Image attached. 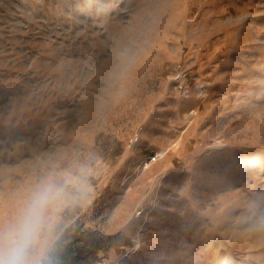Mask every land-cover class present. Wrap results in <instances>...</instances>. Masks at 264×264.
I'll return each mask as SVG.
<instances>
[{
    "label": "rangeland",
    "instance_id": "rangeland-1",
    "mask_svg": "<svg viewBox=\"0 0 264 264\" xmlns=\"http://www.w3.org/2000/svg\"><path fill=\"white\" fill-rule=\"evenodd\" d=\"M39 192L44 261L264 264V0H0L5 243Z\"/></svg>",
    "mask_w": 264,
    "mask_h": 264
},
{
    "label": "clouds",
    "instance_id": "clouds-1",
    "mask_svg": "<svg viewBox=\"0 0 264 264\" xmlns=\"http://www.w3.org/2000/svg\"><path fill=\"white\" fill-rule=\"evenodd\" d=\"M48 193L39 192L13 226L12 239L0 235V264H44L47 241L44 239V211Z\"/></svg>",
    "mask_w": 264,
    "mask_h": 264
},
{
    "label": "trees",
    "instance_id": "trees-1",
    "mask_svg": "<svg viewBox=\"0 0 264 264\" xmlns=\"http://www.w3.org/2000/svg\"><path fill=\"white\" fill-rule=\"evenodd\" d=\"M64 235H60L55 240L53 249L49 252L48 264H65L71 260L73 254V241H66Z\"/></svg>",
    "mask_w": 264,
    "mask_h": 264
},
{
    "label": "built area",
    "instance_id": "built-area-1",
    "mask_svg": "<svg viewBox=\"0 0 264 264\" xmlns=\"http://www.w3.org/2000/svg\"><path fill=\"white\" fill-rule=\"evenodd\" d=\"M152 158H154V156H152ZM44 264H48L47 261H44ZM65 264H75V261L71 260Z\"/></svg>",
    "mask_w": 264,
    "mask_h": 264
}]
</instances>
